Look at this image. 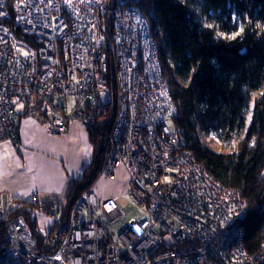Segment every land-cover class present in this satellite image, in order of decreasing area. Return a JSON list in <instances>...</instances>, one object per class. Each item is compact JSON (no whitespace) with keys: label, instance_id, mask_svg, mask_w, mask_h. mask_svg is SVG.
<instances>
[{"label":"built area","instance_id":"built-area-1","mask_svg":"<svg viewBox=\"0 0 264 264\" xmlns=\"http://www.w3.org/2000/svg\"><path fill=\"white\" fill-rule=\"evenodd\" d=\"M109 2L0 0V144L19 145L17 106L38 101L49 134L81 124L96 138L102 172L126 170L144 216L118 236L110 226L124 217L120 204L90 188L66 216L60 203L37 208L54 226L41 250L0 189V264H264V252L245 244L241 193L195 160L174 125L154 15L118 4L113 13Z\"/></svg>","mask_w":264,"mask_h":264},{"label":"trees","instance_id":"trees-1","mask_svg":"<svg viewBox=\"0 0 264 264\" xmlns=\"http://www.w3.org/2000/svg\"><path fill=\"white\" fill-rule=\"evenodd\" d=\"M120 5L154 15L162 81L176 107L174 125L185 149L221 185L241 193L249 207L246 247L264 252V0H123ZM24 115L47 117L38 101ZM91 139L94 161L74 183L65 216L102 174V154ZM35 209L26 203L10 216L25 219L42 250L51 235L38 232Z\"/></svg>","mask_w":264,"mask_h":264},{"label":"crops","instance_id":"crops-1","mask_svg":"<svg viewBox=\"0 0 264 264\" xmlns=\"http://www.w3.org/2000/svg\"><path fill=\"white\" fill-rule=\"evenodd\" d=\"M94 156L91 134L81 124H70L67 133L56 136L49 134L45 118L42 121L23 113L19 145L15 148L8 142L0 144V189L11 194L16 208L31 202L33 195L37 206H66L74 183L84 178ZM106 176L112 177L113 185L108 188ZM91 188L101 199L127 195V172H102ZM37 215L45 226L49 225L43 215Z\"/></svg>","mask_w":264,"mask_h":264},{"label":"rangeland","instance_id":"rangeland-1","mask_svg":"<svg viewBox=\"0 0 264 264\" xmlns=\"http://www.w3.org/2000/svg\"><path fill=\"white\" fill-rule=\"evenodd\" d=\"M120 1H123V0H119V2H118L119 7L121 6ZM71 100H72V102L74 101L73 99H71ZM27 108L29 109V107L17 106V110L21 114H23ZM49 118L50 117H48V116L45 117L46 123H48ZM203 144L205 146H208L205 140H203ZM104 181H105L106 188L113 185L111 176H106L104 178ZM116 201L120 204V207H121V210L123 212L124 217H123L121 222H117V223L112 224L110 226V229L113 230L119 236L121 234V232L124 230L125 226L130 221H132L133 219L142 218L144 216V212L141 208H139L136 205L135 201L130 197L129 193L127 195L116 197ZM26 203H30V202H26ZM16 205L17 204H14V203L9 204V206H8L9 214L14 213L15 210L18 209L15 207ZM22 205H24V204H20V206H22ZM43 216L49 221V223H48L49 225L45 226V223L42 220L38 219V222H39L38 232L43 237H46V236L51 235L54 226H53V223H52V220L50 219V217H48L47 215H43ZM37 218H40V217L37 216ZM43 227H45L46 229Z\"/></svg>","mask_w":264,"mask_h":264},{"label":"water","instance_id":"water-1","mask_svg":"<svg viewBox=\"0 0 264 264\" xmlns=\"http://www.w3.org/2000/svg\"><path fill=\"white\" fill-rule=\"evenodd\" d=\"M117 4H118V0H110L109 9L111 12L115 13Z\"/></svg>","mask_w":264,"mask_h":264},{"label":"bare ground","instance_id":"bare-ground-1","mask_svg":"<svg viewBox=\"0 0 264 264\" xmlns=\"http://www.w3.org/2000/svg\"><path fill=\"white\" fill-rule=\"evenodd\" d=\"M93 138H95L94 136H93ZM94 140H96V138L94 139ZM99 151V150H98ZM31 203V202H30ZM31 205H32V207H34V206H36L37 208L39 207V206H37V204H33V203H31ZM36 207H34V208H36Z\"/></svg>","mask_w":264,"mask_h":264},{"label":"snow or ice","instance_id":"snow-or-ice-1","mask_svg":"<svg viewBox=\"0 0 264 264\" xmlns=\"http://www.w3.org/2000/svg\"><path fill=\"white\" fill-rule=\"evenodd\" d=\"M24 55H27V53H24Z\"/></svg>","mask_w":264,"mask_h":264}]
</instances>
